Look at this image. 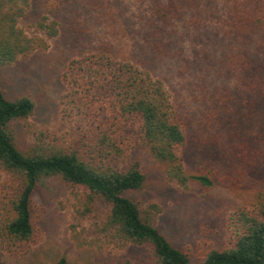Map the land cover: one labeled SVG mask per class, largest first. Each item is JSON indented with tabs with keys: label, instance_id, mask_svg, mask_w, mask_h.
Listing matches in <instances>:
<instances>
[{
	"label": "rangeland",
	"instance_id": "rangeland-1",
	"mask_svg": "<svg viewBox=\"0 0 264 264\" xmlns=\"http://www.w3.org/2000/svg\"><path fill=\"white\" fill-rule=\"evenodd\" d=\"M43 1L56 4L57 10L48 12ZM187 1L191 6L180 20L159 28L151 16L152 0H38L40 7L31 14L27 10L30 15L24 22L21 19L20 27L28 36L44 38L47 49L13 65H0V88L7 98L27 95L36 105L30 117L11 124L21 153L73 148L90 157L98 120L107 112L102 100L108 72L92 74L94 79L86 82V72L94 73L85 63L87 57L104 53L161 80L189 137L182 154L183 169L187 174L208 175L212 187L204 193L198 184L182 187L169 181L170 165L141 149L137 138L122 133L119 124L114 129L119 137L116 149L107 150V159L97 163L99 168L120 171L138 163L144 183L124 196L194 262L209 250L226 246L232 210L248 207L253 195L264 191V182L260 166L250 167L237 158L236 150L242 145H226L228 123L237 116H229L228 121L225 109L219 107L220 101L227 103V92L232 93L235 86L227 78L225 65L233 42L223 33L222 0ZM44 16L48 17L45 23L57 31L54 37L47 36V29L37 30L35 24ZM16 181L0 168L4 194ZM1 193L0 208L5 201ZM80 195L58 176L39 180L32 199L34 243L21 257L7 255L0 247V262L56 264L64 259L65 264H155L148 246L105 237L102 204L87 217L78 216Z\"/></svg>",
	"mask_w": 264,
	"mask_h": 264
},
{
	"label": "trees",
	"instance_id": "trees-1",
	"mask_svg": "<svg viewBox=\"0 0 264 264\" xmlns=\"http://www.w3.org/2000/svg\"><path fill=\"white\" fill-rule=\"evenodd\" d=\"M222 3L223 33L233 42L225 59L227 78H232L235 86L232 93L227 92V103L223 99L225 104L220 101L219 107L225 109L228 121L233 114L239 118L228 123L226 145H242L236 150L237 158L250 167L260 166L264 182V0ZM43 5L48 12L57 10L52 2L43 1ZM151 5L152 19L159 28L180 20L191 6L187 0H152ZM38 6V0H0L1 66L13 65L20 58L47 49L44 38L28 36L20 27L21 19L24 22ZM46 20L48 17L44 16L35 24L37 30L47 29V36L54 37L57 31ZM26 27L29 29L32 24ZM87 59L85 63L94 73L86 72V82L94 79L92 74L108 72L104 75L108 85L102 100L107 112L98 120L93 143L89 144L90 157L73 148L54 152L34 148L27 154L21 153L14 144L11 124L30 117L36 105L27 95L7 98L0 88V168L17 180L14 187L8 188L9 194H4L6 188L0 189L5 200L0 208H4L0 213V247L12 257L29 252L36 236L32 217L35 189L42 178L58 176L80 192L78 216L87 217L102 204L105 237L148 246L155 264H264V191L256 192L248 207L232 210L227 220L230 235L226 246L211 249L194 262L167 241L150 218H142L138 205L124 196L126 192L138 191L144 183L138 163L122 171L98 167L97 159L104 161L109 155L107 150L117 147L119 137L114 129L118 124L122 125V133L130 132L137 138L141 149L170 165L166 175L169 181L182 187L198 184L206 193L213 185L212 178L184 171L182 154L189 145V137L161 80L129 62L117 63L104 53L89 55ZM56 264H65V260L59 259Z\"/></svg>",
	"mask_w": 264,
	"mask_h": 264
}]
</instances>
